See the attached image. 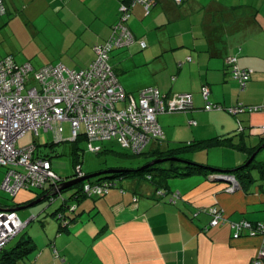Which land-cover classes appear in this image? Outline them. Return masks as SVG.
Segmentation results:
<instances>
[{"label":"crops","instance_id":"1","mask_svg":"<svg viewBox=\"0 0 264 264\" xmlns=\"http://www.w3.org/2000/svg\"><path fill=\"white\" fill-rule=\"evenodd\" d=\"M121 1L5 0L7 15L0 18V31L15 22L29 24L56 53L46 65L62 63L80 71L96 58L95 47L109 38ZM154 2L149 11L141 4L133 7L128 26L137 42L111 55L115 72L123 74L118 76L120 84L134 96L149 87L169 96L192 94V111L158 116L166 137L162 147L171 148L179 135L190 142L243 132L244 150L215 147L221 159L210 162L223 169L243 165L249 149L264 141V113L234 118L226 112H206L201 90L208 86L210 101L227 107L238 102L264 106V0ZM138 41H145L147 47L142 49ZM8 56L12 55L0 60ZM230 57L240 68L252 71L244 90L231 78ZM191 121L196 125L191 126ZM1 170L0 186L5 176V169ZM216 176L171 181L170 193L181 196L173 204L170 194L156 197L153 186L134 181L123 184L124 194L113 190L103 198H87L79 204L78 219L52 246L50 240L34 241L39 253L9 264H252L261 238H235L228 224L207 228L210 216L199 211L216 205L232 221L264 223V174L253 171V182L248 183L238 175L234 185ZM42 192L22 191L10 205L0 201V209L34 207L47 200ZM20 211L16 213L25 221ZM53 248L61 259L55 258Z\"/></svg>","mask_w":264,"mask_h":264},{"label":"built area","instance_id":"2","mask_svg":"<svg viewBox=\"0 0 264 264\" xmlns=\"http://www.w3.org/2000/svg\"><path fill=\"white\" fill-rule=\"evenodd\" d=\"M176 1L181 3V0ZM135 3L143 4L146 9L152 6V0H133V5ZM5 14V0H0V17ZM129 18L130 5L123 4L119 22L112 27L111 35L95 47V60L80 71L62 63L35 69L30 63L17 64L11 57L0 60V169H5L1 185L5 193L14 198L22 191L42 189L51 182L62 183L53 172L51 162L36 157L35 144L18 146L19 140L28 133L38 137L40 131H53L57 141H62L64 124H68L71 141L84 137L92 144L115 139L123 148L140 154L150 142H160L165 138L158 115L192 109L191 94H175L168 99L157 89L147 88L136 98L127 94L120 85L110 65V55L115 49L135 42L133 33L126 26ZM140 45L146 47L143 41ZM235 62L234 58L228 60L234 66V78L245 83L250 72L240 70ZM208 95L209 90L203 89L205 100ZM205 109L211 111L215 107L208 103ZM241 112L239 107L230 109L234 115ZM190 124L196 125V122L191 121ZM80 177L82 174H78ZM111 186L113 183L103 187L86 184L83 192L88 196L102 194ZM58 190V186H54L52 191ZM158 195L165 196L162 192ZM180 197L178 192L170 193L169 202L175 203ZM210 213L212 225L223 220L217 208H211ZM27 223H23L15 211L0 209V249L20 234ZM252 228L245 222L238 231L246 229L255 235L256 231L264 229V225L259 224L257 230ZM54 252L58 256L57 250ZM258 257H264V244L255 262L262 264Z\"/></svg>","mask_w":264,"mask_h":264},{"label":"trees","instance_id":"3","mask_svg":"<svg viewBox=\"0 0 264 264\" xmlns=\"http://www.w3.org/2000/svg\"><path fill=\"white\" fill-rule=\"evenodd\" d=\"M182 2H183V0H181V3ZM123 4L130 5V18H131L133 7L136 4H140V3H135L133 5V0H122L120 6L118 8V16H119V18H118V21L115 24H117L119 22V19H120V8H121V6ZM141 5H143V4H141ZM5 6H6V4H5ZM153 6H155L154 0H152V6L149 9H146V10L149 11ZM6 14H7V6H6ZM1 17H3V16H1ZM128 21L126 22V26L129 28ZM130 31H131V29H130ZM134 37H135V35H134ZM135 42H137L136 37H135ZM140 42H142V41H138L139 44H140ZM143 42H145V41H143ZM133 44H131V45H133ZM131 45H129V46H131ZM129 46H127V47H129ZM140 47H141V45H140ZM146 47H147V44H146ZM145 48H142V49H145ZM112 53H111V55H112ZM8 57H11L15 61L14 57H12V56H8ZM231 58H234V57H230L229 59H231ZM234 59H236V58H234ZM110 60H111V57H110ZM187 61L190 62L191 61V57H188ZM228 65H229V68H230L229 71H230L231 78L239 84L241 90H244V88L247 86V84L251 80L252 71H250L248 69L240 68L237 65V59H236L235 65L240 70H245V71H249L250 72L248 80L245 83H241L239 80L234 78V75H233L234 66L229 64V63H228ZM179 66H182V64H180ZM113 71H114V73L116 74V76L118 78V75L115 72L114 68H113ZM118 81H119V79H118ZM149 88H154V89H157L159 91V89L155 88V87H149ZM205 88H207L209 90V95H208L207 100H205L204 96H203V89H205ZM139 93H140V91H139ZM139 93H138V95H139ZM127 94L130 95V93H127ZM160 94H161V96H165L168 99L175 95V94L170 95V96L169 95H164L161 92H160ZM182 94H190V93H182ZM210 94H211L210 88L208 86H204L202 88V90H201V95H202L204 103H205L203 109L206 112H226L227 114H229L231 117H234V118H239V117H241L243 115H252V114H256V113H264V109L262 110L260 108V107H264V106H251V105H246V104H244L242 102H238V103H236L233 106L227 107V106H225L223 104L212 103L210 101ZM192 97H193V95H192ZM137 98H138V96H137ZM208 103L213 105L215 107V109L211 110V111H207L205 109V106ZM236 107H239L242 110V112L237 114V115H234V114L230 113V109L236 108ZM254 108H258V110H254ZM193 109H194V103H193L192 109L189 110V111H192ZM189 111L178 112V113H187ZM171 114H176V113H171ZM160 115H167V113L166 114H160ZM160 115H158V116H160ZM191 126H194V125H191ZM240 129L242 130L241 127H240ZM245 138H246V136L243 134V132H241V133H238V134H236L234 136H230V137L212 138V139H207V140L194 142V143H191L190 145L178 144V146L173 147V148H163L162 146L165 143V139H166V137H165L160 142H150L143 149V151L140 154L133 153L132 150L129 149V148H123L116 141L120 145V147L124 151L127 152V154H126L127 156L140 157V156H143V155L147 154L146 158H149L150 160L146 164H144L143 166H141L139 168H125V167H122V166L121 167H110V168H107V170H102V171H99V172L114 171V173L103 174V175H101L99 177L86 180L85 182H82V183H80L78 185H75V186H73V187H71L69 189L63 190V191H59V190L58 191H52V190H53L54 186H58V188H59L62 183H65V182H68V181H71V180H74V179L78 178L77 173H76V175H74V178H72L70 180H65L62 177L58 176L60 178V180H62V183L59 184V185L56 184V183H52L51 182V183H49V185L45 186L42 189H32L31 191H33V190H41V191H43L41 194L42 195L46 194V198L51 200V204L55 202V199L58 196L60 198H62L61 206L54 213V215H56L57 219L59 220L58 234H62L64 232H68L70 227H71L72 222H74V221H76L78 219V217L80 215L79 212H78L79 211V204L83 200H85L87 198H90V199L103 198V197L109 195L110 192L113 191V190H119L122 194H124L126 192V189L124 188V185H123L122 182L126 181V180L134 181V182H137V183L141 182V180H144L147 183H150L154 187V192H155L156 197H159V198H162V197H160L158 195L159 192H162L165 196L170 194L171 191H169L168 186H169V183L171 181L175 180V179L189 177V176H193V175H205L206 177L209 176V175H219L218 172H217L219 170L233 171L232 174H233V176L237 177V179L239 178L238 175H242L241 178L245 182H247V183L248 182H253V179H252V172L253 171H258L259 174H261V173L264 174V162L257 161V157H256L254 159V161L248 167L245 168L244 166L249 161L251 156L260 147H262V145L264 144V141H261L260 144H258L257 146L249 149L250 151L248 152V156H247L246 161L243 163V165H241V166H239V167H237L235 169H223V168L214 166L209 161L208 162H201L199 160H195L194 157H193V154L196 151H199V150L206 151V150H209L212 147L215 148V147L227 146V147H229L231 149H234V150H236V149L244 150V148L246 147V144L244 143ZM82 139H85V138L84 137H80L79 139H77L76 141H73V142L76 143L77 141L82 140ZM235 140H237V141H235ZM234 141L237 142V143H235ZM105 142H108V141H105ZM105 142H96V143H105ZM150 144H154V145L151 147L150 150H148ZM106 151H107V149H105V147L104 148L103 147L97 148V151L94 150V152L97 155H99V154H101L103 152H106ZM42 159H46V160H49L51 162L50 159H47V158H42ZM160 159H167V161H165L163 163H159V164H152L155 160H160ZM171 159H176V160H171ZM77 164L78 163H76V166H77ZM51 166H52V162H51ZM52 170H53V168H52ZM235 170H237V171L235 172ZM245 171H247L248 173L247 174H243V172H245ZM99 172H96V173H99ZM93 174H95V173H93ZM90 175H92V174H90ZM85 176H88V175H83L82 174V177H85ZM82 177H80V178H82ZM109 183H113V186L109 187L108 191H106V192H104L102 194L88 196V195H85L84 192H83L84 191V186L86 184H90L92 186L99 185V186L103 187L106 184L109 185ZM54 184H56V185H54ZM68 190H74L73 194L69 198L70 202H68V200L63 198V196H62V194L64 192L68 191ZM169 203L173 204V202H169ZM213 207L217 208L218 211H220V213L223 216V220H221L220 223H218L215 226L212 225L213 216L210 213V209L213 208ZM199 212H205V213H207L210 216V223H209L207 228L218 227V226H221V225L228 224L229 227L231 228V230L233 231V237H235V238H240V237H243V236L260 237L261 238L260 249L262 248V246L264 244L263 243L264 242L263 241L264 240V229L262 231H259V232L256 231V234L252 235V232L249 231V230H246V229L238 231V227L240 225H242L243 223L247 222V223H250L252 225V227H253L252 229L253 230H257L258 229L257 227L259 226V224H263L264 225L263 222H253V221H250V220H247V219H242V220H238V221H232L229 218H227L225 213L223 212V210L220 207L216 206V205L208 207L205 210H201ZM196 216H197V213H196ZM20 234H18L16 237H18ZM52 242L50 243L51 246H52ZM6 247H4L3 249H0V259H1L2 264L15 263L19 259H24L25 257H28L32 252H34V250L36 248V246L34 244V240L31 237H29L28 239H25V240H20L13 248H11L9 250H6ZM260 249L258 250V252L260 251ZM54 250H56V249H54ZM54 254H55V252H54ZM257 256H258V254L254 258L252 264H255ZM55 258L56 259H59V258L61 259L60 254L58 253V256L55 255ZM259 259L261 260L262 264H264V257L259 258ZM62 260H63V262H65L64 259H62Z\"/></svg>","mask_w":264,"mask_h":264},{"label":"rangeland","instance_id":"4","mask_svg":"<svg viewBox=\"0 0 264 264\" xmlns=\"http://www.w3.org/2000/svg\"><path fill=\"white\" fill-rule=\"evenodd\" d=\"M8 54L14 56L19 64L30 63L35 69L45 66L47 61L56 56L53 47L49 45L44 35L39 34L36 29L32 28L29 24L16 22L11 26L6 25L2 31H0V58ZM118 76L120 78L123 74L118 73ZM137 95L138 94H135V96ZM178 137H176L178 138L176 142L170 144L171 148L178 146V144L190 145L191 143L202 141L194 139L189 142V140L192 139H187L186 141L182 139V135ZM57 140L58 138L53 131H40L38 137L33 133L25 135V137L19 140L18 146L22 147L35 144L37 146L36 157L39 156V158L50 159L53 171L65 180L74 178L76 173L77 175H90L102 170H107V168L110 167L122 166L125 168H139L150 160L146 158L147 154L140 157L127 156V152L120 147L115 139L105 143L93 144L82 139L75 143L71 141V132L68 124H64L62 141ZM153 145L154 144H150L148 150H150ZM101 147H105L107 151L97 155L93 150ZM219 151L220 150L212 147L206 151H196L193 157L195 160L201 162H216L221 159V152ZM257 161L264 162V149L258 154ZM76 163H78L77 166ZM0 172L3 171L0 169ZM175 181H177V179H175ZM128 182H130V180L123 181L122 183L126 184ZM141 183L143 185H150L149 187L152 186L144 180H141ZM73 191L74 190H68L64 192L62 194L63 198L70 202L69 198L73 194ZM0 201L3 204L10 205L13 203V198L0 189ZM61 204L62 198L58 196L52 204L51 200L47 199L34 207L20 211L19 214L22 219L25 218L24 220L27 221L33 218V221H31L18 238L12 242L8 250L13 248L20 240H25L29 237H31L36 244H43V242H48L49 240L51 242L54 241L59 235V220L54 213ZM25 213L26 216L23 217ZM25 221L22 222L24 223ZM39 250V248L35 249L34 252L36 251L39 253Z\"/></svg>","mask_w":264,"mask_h":264},{"label":"water","instance_id":"5","mask_svg":"<svg viewBox=\"0 0 264 264\" xmlns=\"http://www.w3.org/2000/svg\"><path fill=\"white\" fill-rule=\"evenodd\" d=\"M264 149V144L262 145V147H260L252 156L251 158L249 159V161L246 163V165L244 166L245 168L248 167L253 161L254 159L258 156V154H260L261 150ZM171 160H176V159H171ZM167 161V159H160V160H155L152 164H159V163H163ZM237 170H235L236 172ZM219 175L216 176L217 180L219 181H224V182H227L229 183L230 185H234V182L236 181L235 179V176H233V171H224V170H219L217 171ZM107 173H114V171H103V172H99V173H95V174H92V175H88V176H85V177H82V178H76L74 180H71V181H68V182H65V183H62L59 187V191H63V190H66V189H69L75 185H78L82 182H85L86 180H89V179H92V178H96V177H99L103 174H107ZM237 183V182H235ZM32 206V205H30ZM27 207H19V208H16V209H13V211L17 212V211H20V210H23Z\"/></svg>","mask_w":264,"mask_h":264}]
</instances>
